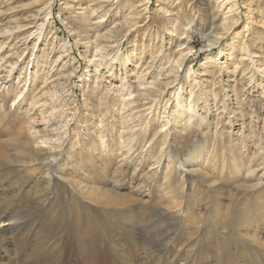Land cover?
Segmentation results:
<instances>
[{
  "label": "rangeland",
  "instance_id": "obj_1",
  "mask_svg": "<svg viewBox=\"0 0 264 264\" xmlns=\"http://www.w3.org/2000/svg\"><path fill=\"white\" fill-rule=\"evenodd\" d=\"M226 1L0 0V264H264V0Z\"/></svg>",
  "mask_w": 264,
  "mask_h": 264
},
{
  "label": "bare ground",
  "instance_id": "obj_2",
  "mask_svg": "<svg viewBox=\"0 0 264 264\" xmlns=\"http://www.w3.org/2000/svg\"><path fill=\"white\" fill-rule=\"evenodd\" d=\"M220 2V1H219ZM225 3H229L228 0L225 2ZM225 3H222V4H225ZM221 6V5H220ZM232 7L229 8V11H231ZM131 99V98H130ZM191 108V107H190ZM250 173V172H249ZM4 224V223H3Z\"/></svg>",
  "mask_w": 264,
  "mask_h": 264
}]
</instances>
